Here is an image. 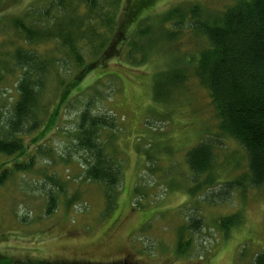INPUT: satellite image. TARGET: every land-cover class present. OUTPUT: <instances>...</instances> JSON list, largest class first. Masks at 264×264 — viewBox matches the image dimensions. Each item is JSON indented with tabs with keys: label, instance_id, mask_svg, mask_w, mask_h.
<instances>
[{
	"label": "rangeland",
	"instance_id": "1",
	"mask_svg": "<svg viewBox=\"0 0 264 264\" xmlns=\"http://www.w3.org/2000/svg\"><path fill=\"white\" fill-rule=\"evenodd\" d=\"M236 1L153 0L141 22L122 25L127 39L151 28L146 39L154 47L143 64H129L123 54L112 57L64 98L58 85L63 73L49 79L40 128L23 138L21 156H0V172L10 169L0 185V264H253L264 253V188L249 185L246 155L221 135L209 93L195 75L207 43L187 26L171 41L160 40L161 32L171 31L172 23H162L170 9L198 5L214 17ZM50 2L0 0V54L21 43L12 21ZM101 2L117 29L129 0ZM58 44L50 40L37 49L55 58ZM178 68L184 69L182 80L155 93V82L171 79ZM6 96L5 102L14 94ZM87 102L94 114L113 121L99 137L120 170V182L107 197L102 185L84 177L86 155L75 147L77 118ZM209 140L212 170L195 178L185 155ZM16 163L29 167L14 172ZM235 182L240 187L225 188ZM50 195L55 208L47 214ZM233 216L238 221L220 226ZM191 219L200 220L201 228L189 233ZM179 235L191 241L185 255L176 253Z\"/></svg>",
	"mask_w": 264,
	"mask_h": 264
},
{
	"label": "trees",
	"instance_id": "2",
	"mask_svg": "<svg viewBox=\"0 0 264 264\" xmlns=\"http://www.w3.org/2000/svg\"><path fill=\"white\" fill-rule=\"evenodd\" d=\"M50 1L34 14L30 10L22 19L12 21L16 40L21 43L11 52L0 54V156L4 158L21 156L25 151L23 138L40 128L46 111L43 99L51 77L62 73L66 77L58 83L64 98L86 75L97 67H104L112 57L123 54L127 63L141 65L154 47V43L146 39L151 28L135 30L132 39H127L122 30V25L124 28L134 20L142 21V11L150 7L153 0H129L117 29L112 27L110 8L106 9L105 3L99 0ZM117 4L116 1L113 9H117ZM165 16L162 23H172L169 27L172 32L169 30L167 35L160 31V40L171 41L174 36L171 34L187 26L206 41L207 48L198 54L195 75L209 93L221 135L239 145L246 155L249 185L264 188V0H237L214 17L198 5L175 7ZM50 40L59 43V56L55 58L37 49V45ZM181 71L184 69L178 68L170 75L171 79L162 84L155 82V93L166 83L177 85L182 80ZM12 77L10 85L2 86L6 78ZM9 91L14 96L5 102ZM91 106V102H87L78 115L75 147L86 155L84 177L102 185L107 197L109 190L116 189L120 182V170L105 153L99 137L102 130L112 129L113 121L94 114ZM37 138L33 139V145ZM213 147L209 140L198 143L186 153V165L195 178L209 175L212 170ZM28 167L16 163L12 170L25 171ZM9 172L10 169L1 170L0 185ZM240 185L235 182L226 184L225 188L231 190ZM54 199L49 196L47 214L55 208ZM237 218H224L220 226L225 229L226 224L235 223ZM190 221L185 228L189 233L201 228L200 220ZM190 242L179 235L176 253L185 255ZM253 264H264V253L257 255Z\"/></svg>",
	"mask_w": 264,
	"mask_h": 264
},
{
	"label": "bare ground",
	"instance_id": "3",
	"mask_svg": "<svg viewBox=\"0 0 264 264\" xmlns=\"http://www.w3.org/2000/svg\"><path fill=\"white\" fill-rule=\"evenodd\" d=\"M47 215V214H46Z\"/></svg>",
	"mask_w": 264,
	"mask_h": 264
}]
</instances>
